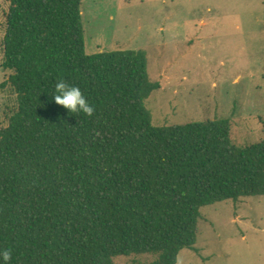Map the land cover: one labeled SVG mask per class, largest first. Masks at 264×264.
<instances>
[{
  "label": "trees",
  "instance_id": "obj_1",
  "mask_svg": "<svg viewBox=\"0 0 264 264\" xmlns=\"http://www.w3.org/2000/svg\"><path fill=\"white\" fill-rule=\"evenodd\" d=\"M8 2L0 90L17 108L0 128V248L11 264H177L195 250L202 207L264 196V139L234 146L227 119L152 125L144 101L159 84L145 53L86 54L82 0ZM58 79L92 117L51 100Z\"/></svg>",
  "mask_w": 264,
  "mask_h": 264
},
{
  "label": "rangeland",
  "instance_id": "obj_2",
  "mask_svg": "<svg viewBox=\"0 0 264 264\" xmlns=\"http://www.w3.org/2000/svg\"><path fill=\"white\" fill-rule=\"evenodd\" d=\"M8 0H0V63ZM86 54L145 53L159 88L144 101L152 125L227 119L232 144L264 139V0H82ZM11 71L0 69V84ZM17 108L0 90V128ZM195 250L177 264H264V196L202 207ZM153 257H118L148 264Z\"/></svg>",
  "mask_w": 264,
  "mask_h": 264
},
{
  "label": "clouds",
  "instance_id": "obj_3",
  "mask_svg": "<svg viewBox=\"0 0 264 264\" xmlns=\"http://www.w3.org/2000/svg\"><path fill=\"white\" fill-rule=\"evenodd\" d=\"M51 100L61 106L68 114H81L92 117L95 108L89 103L88 98L81 89L63 79H58L54 84ZM43 107V105H38ZM12 251L7 248H0V264H11Z\"/></svg>",
  "mask_w": 264,
  "mask_h": 264
}]
</instances>
